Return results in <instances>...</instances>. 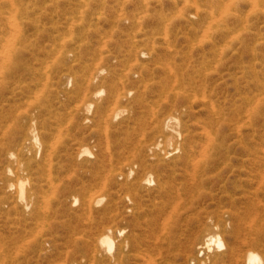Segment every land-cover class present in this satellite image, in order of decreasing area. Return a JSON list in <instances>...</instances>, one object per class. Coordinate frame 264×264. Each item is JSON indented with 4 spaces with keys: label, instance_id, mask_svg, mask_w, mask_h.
<instances>
[{
    "label": "rangeland",
    "instance_id": "1",
    "mask_svg": "<svg viewBox=\"0 0 264 264\" xmlns=\"http://www.w3.org/2000/svg\"><path fill=\"white\" fill-rule=\"evenodd\" d=\"M13 2L23 36L0 60V264H244L250 250L264 255V231L255 241L264 227V0ZM205 132L221 133L230 159L202 174L184 161L192 148L195 163L205 160ZM171 136L178 149L164 155ZM147 171L151 181L132 187ZM18 177L28 209L17 202ZM88 195L103 201L91 211L71 202ZM107 228L112 251L84 255L83 241ZM207 233H219L224 250L204 248Z\"/></svg>",
    "mask_w": 264,
    "mask_h": 264
},
{
    "label": "bare ground",
    "instance_id": "2",
    "mask_svg": "<svg viewBox=\"0 0 264 264\" xmlns=\"http://www.w3.org/2000/svg\"><path fill=\"white\" fill-rule=\"evenodd\" d=\"M15 2H16V0H15ZM4 5H7L8 9H9V12L7 14V18H4V19H6L7 23L9 24V28H8L9 30H5L4 31V29H2V30L0 29V60L1 59H6V58L9 57V53L11 52L10 47L14 48L15 47L14 42L23 36L22 33H21V29H19V25H18V23H19L18 21L23 18V13L14 5L13 0H7L6 4H4ZM3 32H5V33H3ZM2 40H3V43H1ZM164 40L165 39H163V41ZM136 54H138L139 56L140 55L144 56L146 54V52L145 51H140V52H138ZM102 72H101V74H102ZM172 74H173V78H175L174 73H172ZM105 76H107V75H105ZM100 85H102V84H100ZM111 88L112 87L110 86L109 89H111ZM103 92H104V88H99L96 91H94V96L98 97ZM91 104L88 103L85 106L87 111H90V108L92 107ZM208 104L210 105V103H208ZM211 108L213 109V107H211ZM120 111H119V113H121ZM119 113H117V114L115 113L116 116L119 115ZM164 122H165V124L168 127L172 128L171 131L175 135H179L180 136L181 131L177 129L179 125H178V120L176 118L169 116V117L165 118ZM28 132H29V134L31 136L32 141L38 146V148H40L41 147V143H40V141H39V139L37 137L35 129L31 127V129H29ZM202 138H203L202 140L205 141L204 142L205 144H201V145H203L202 149L206 145L205 149L206 150L210 149L211 150L210 153H208V155L206 156L204 161L199 162L200 160H198V162L195 163L194 160L191 159V156L193 154H195V153H193L194 150L192 151L193 148L191 147L192 148L190 150L191 154H187L186 155L184 164H186V168L189 166V167H191L192 171L195 170V172H197V173L201 172L202 174H204L206 172H209V171H206V170H212L213 168H217L218 166L222 165L224 163V161H228L230 159V156H229L230 155V151H229L230 145L226 144V142L223 140V136L221 135V133H220V135H218V134H215V135L213 134L212 135L211 133L205 132V133H202ZM179 139H180V137H179ZM172 141H173V136H171V138H169L168 141H167V145L170 146V149H168V150L163 149L162 150L164 152V155L165 154H169L172 151L178 149V147H177L178 145L176 147L171 145ZM190 144H192V143H190ZM161 145H162L161 141L158 140L157 142L153 143L151 146H149L147 148L155 149V148H159ZM135 146L132 148V149H134L132 151L137 153L141 149V147L137 143H136ZM197 152H199V150L197 151V149H196V153ZM183 153H184V157H185L186 151L183 150ZM83 154H86V155L90 154L89 150L87 148H83L82 151H81V155H83ZM10 156L12 157V153L10 154ZM152 157L153 156H151L149 158H152ZM164 158H166V156H164ZM156 166L158 167L159 165L156 164ZM145 167L146 166L142 167L141 171H144ZM132 172L133 171H131L130 174H132ZM7 173H8V175H13L11 169H8ZM144 174H145L144 177L142 179H140V180L138 179L137 184H134L132 187L140 188V186H142L143 184H147V183H149L151 181L152 173L147 171ZM15 183H17V190H16L17 202L19 204H21L22 208L28 209L30 207V205H31V202H30V200L27 199L26 193H25V186H26L27 181L24 178H21V177L19 178L18 177V178L15 179ZM159 185H160V183H159ZM13 186L14 185L11 184V183L8 185L9 189H12ZM101 201H103V197H93V198L90 199L89 195H88V197H83L82 200H79V198H77V197H74L71 200L72 204L79 203V209L83 210V211H86V210L91 211V209L93 208L92 205L93 204H98ZM105 210L107 212V209H104V210L99 211V214L104 216L105 215L104 214ZM79 213L75 212L74 215H73L76 220H79V219L81 220V214H79ZM33 214H34V212H33ZM36 216H38V214H36ZM88 216H89V214H88ZM85 219L89 220V218H85ZM80 220H79V222H80ZM259 224H260V222H259ZM263 228L259 227V228L255 229V233H256V236H257V239L255 240L256 242H257L258 238H261L263 236V231H264ZM71 230L74 231V230H77V229L76 228H72ZM111 232H112V230L110 228H107L99 236L98 239L88 238L87 240L83 241V246L81 247V252L84 255H86L87 257H89L90 259H92V260H97L99 258L98 257L99 256V251H98L99 247L101 249H103L104 251H107V252L110 253L112 251L113 247H114V242H115V240L111 236ZM121 232H122L121 230H118L119 234ZM122 233H124V232H122ZM172 238L173 237H171L169 239L170 240L169 241L170 247L172 245H174V243L176 244V242L173 241ZM222 239L223 238L220 236L219 233H207L204 236V244H203L204 248H207L208 250H210V249H212V247H215L216 249L221 250L225 246V244H224ZM177 243H178V241H177ZM118 247H119V250L122 248V246L120 244L118 245ZM227 252H229L231 255L233 254V251H231L230 249ZM228 257H231V256H228ZM224 262H225V256H222V257H219V258H213L212 261H211V264H222ZM232 262H234V261H232ZM115 264H122V261L119 260V262H117ZM228 264H229V261H228ZM235 264H240V262L238 261L237 258L235 260ZM244 264H264V255L261 256V254L258 251L250 250L246 254Z\"/></svg>",
    "mask_w": 264,
    "mask_h": 264
}]
</instances>
